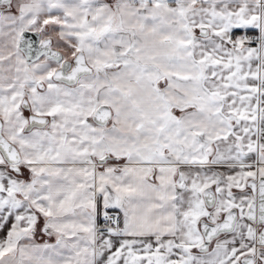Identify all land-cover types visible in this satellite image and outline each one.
Segmentation results:
<instances>
[{"label":"snow or ice","instance_id":"obj_1","mask_svg":"<svg viewBox=\"0 0 264 264\" xmlns=\"http://www.w3.org/2000/svg\"><path fill=\"white\" fill-rule=\"evenodd\" d=\"M0 264H264V0H0Z\"/></svg>","mask_w":264,"mask_h":264}]
</instances>
